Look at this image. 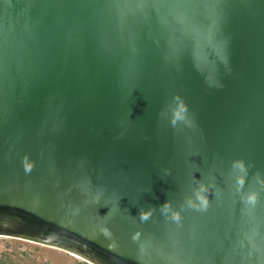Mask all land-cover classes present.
<instances>
[{
    "label": "water",
    "instance_id": "95a60500",
    "mask_svg": "<svg viewBox=\"0 0 264 264\" xmlns=\"http://www.w3.org/2000/svg\"><path fill=\"white\" fill-rule=\"evenodd\" d=\"M0 237L264 264V0H0Z\"/></svg>",
    "mask_w": 264,
    "mask_h": 264
},
{
    "label": "rangeland",
    "instance_id": "374dc122",
    "mask_svg": "<svg viewBox=\"0 0 264 264\" xmlns=\"http://www.w3.org/2000/svg\"><path fill=\"white\" fill-rule=\"evenodd\" d=\"M0 264H87L62 251L0 237Z\"/></svg>",
    "mask_w": 264,
    "mask_h": 264
},
{
    "label": "bare ground",
    "instance_id": "6f19581e",
    "mask_svg": "<svg viewBox=\"0 0 264 264\" xmlns=\"http://www.w3.org/2000/svg\"><path fill=\"white\" fill-rule=\"evenodd\" d=\"M74 257V256H73ZM75 258H77V257H75ZM78 259V258H77Z\"/></svg>",
    "mask_w": 264,
    "mask_h": 264
}]
</instances>
